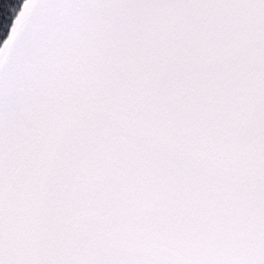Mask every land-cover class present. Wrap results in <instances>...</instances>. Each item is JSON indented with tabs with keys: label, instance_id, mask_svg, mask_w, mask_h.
Masks as SVG:
<instances>
[{
	"label": "snow or ice",
	"instance_id": "1",
	"mask_svg": "<svg viewBox=\"0 0 264 264\" xmlns=\"http://www.w3.org/2000/svg\"><path fill=\"white\" fill-rule=\"evenodd\" d=\"M0 264H264V0H0Z\"/></svg>",
	"mask_w": 264,
	"mask_h": 264
}]
</instances>
